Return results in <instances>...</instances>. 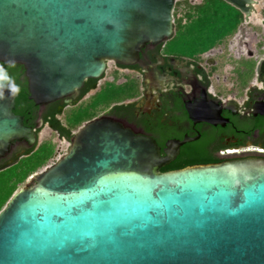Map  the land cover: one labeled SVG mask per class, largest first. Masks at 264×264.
I'll use <instances>...</instances> for the list:
<instances>
[{"label": "water", "instance_id": "1", "mask_svg": "<svg viewBox=\"0 0 264 264\" xmlns=\"http://www.w3.org/2000/svg\"><path fill=\"white\" fill-rule=\"evenodd\" d=\"M174 3L0 0V63L22 66L35 107L71 97L168 41ZM16 97L0 86V159L13 142L37 148ZM173 155L112 118L82 124L0 210V264H264V160L161 172Z\"/></svg>", "mask_w": 264, "mask_h": 264}, {"label": "flooded vegetation", "instance_id": "2", "mask_svg": "<svg viewBox=\"0 0 264 264\" xmlns=\"http://www.w3.org/2000/svg\"><path fill=\"white\" fill-rule=\"evenodd\" d=\"M186 1L195 7L194 0H175L173 12L179 2ZM254 1L255 11L247 17L238 11L240 22L231 35L206 52L186 55L188 48L173 41L174 29L168 41L148 43L134 65L113 64L115 75L122 72V82L114 77L101 82L105 70L100 79L86 80L75 95L36 107L30 119L22 116L24 126L33 130L36 141L41 128L47 126L69 145L82 124L109 117L134 135L154 141L160 157L174 152L163 168L180 167L170 170L264 160V0ZM194 18L187 15L183 23ZM15 66L22 69L19 80L27 87L22 66ZM125 83L136 89L134 97L93 107V98L107 85ZM85 110L93 116L71 129L70 117ZM50 118L70 137L51 129L46 122ZM34 147L29 148L27 142H13L0 159V171L27 156Z\"/></svg>", "mask_w": 264, "mask_h": 264}, {"label": "trees", "instance_id": "3", "mask_svg": "<svg viewBox=\"0 0 264 264\" xmlns=\"http://www.w3.org/2000/svg\"><path fill=\"white\" fill-rule=\"evenodd\" d=\"M194 17L181 28L178 23L174 25L175 34L173 41L188 48L189 51L186 54L188 56L206 52L214 47L230 36L231 31L240 22V13L221 0H203L201 4L194 8ZM21 73L22 69L18 66H7L0 63V86L2 84H10L17 91L13 113L30 119L37 108L27 99V87L25 83L19 80ZM135 95L136 89L131 88L128 83L121 86L109 84L93 98V107H106L111 103L123 101ZM92 116L93 114H88L87 110L84 113L78 111L70 117L73 120H68L69 126L71 129H76L82 122ZM46 122L51 129H59L57 122L53 118L46 119ZM60 131L66 138L70 137L68 133H62V129ZM53 153L54 145L50 141H45L12 166L0 171V210L17 190L18 186L39 168L43 167L51 159ZM179 167L172 166L163 168L161 171H169Z\"/></svg>", "mask_w": 264, "mask_h": 264}, {"label": "rangeland", "instance_id": "4", "mask_svg": "<svg viewBox=\"0 0 264 264\" xmlns=\"http://www.w3.org/2000/svg\"><path fill=\"white\" fill-rule=\"evenodd\" d=\"M194 2H195V7H196V6H198L200 0H194ZM195 7H191L188 1H186L185 3L179 2L176 5L175 11L173 12L174 22L178 23L180 28H181V26L184 25L183 22H184V20H186L185 18L187 15L190 18L194 17V8ZM257 10L259 11V7H257ZM183 31H184V28H183ZM226 54H228L227 51H226ZM114 71H115V69H114L113 63H108L106 72L104 74V78H103V80H101V82H109V81H111L112 77L117 79L118 82H122L123 81L122 72H118V74L115 75L116 72L114 73ZM45 141H50L54 145V153H53V156L51 157V159L43 167L39 168L35 173H37V172L41 171L42 169H44L45 167L53 164L55 162V160L57 158H59L61 155H63L68 148V145L66 144V142L57 138V136L54 133H52L47 126L42 127L41 131L38 133L37 147ZM31 176H29L22 184H20L18 186L17 190L24 187V185L28 182V180Z\"/></svg>", "mask_w": 264, "mask_h": 264}, {"label": "clouds", "instance_id": "5", "mask_svg": "<svg viewBox=\"0 0 264 264\" xmlns=\"http://www.w3.org/2000/svg\"><path fill=\"white\" fill-rule=\"evenodd\" d=\"M18 90V89H17Z\"/></svg>", "mask_w": 264, "mask_h": 264}]
</instances>
